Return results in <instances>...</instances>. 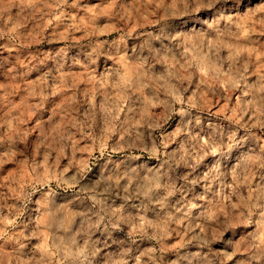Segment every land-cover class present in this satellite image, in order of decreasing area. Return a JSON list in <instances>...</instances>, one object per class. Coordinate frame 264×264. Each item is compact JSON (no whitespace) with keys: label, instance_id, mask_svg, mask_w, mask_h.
<instances>
[{"label":"clouds","instance_id":"1","mask_svg":"<svg viewBox=\"0 0 264 264\" xmlns=\"http://www.w3.org/2000/svg\"><path fill=\"white\" fill-rule=\"evenodd\" d=\"M0 264H264V0H0Z\"/></svg>","mask_w":264,"mask_h":264}]
</instances>
